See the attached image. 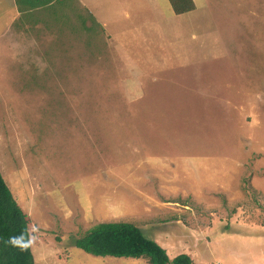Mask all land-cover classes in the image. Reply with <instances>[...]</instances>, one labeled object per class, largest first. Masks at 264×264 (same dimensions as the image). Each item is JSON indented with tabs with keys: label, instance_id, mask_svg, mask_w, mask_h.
<instances>
[{
	"label": "rangeland",
	"instance_id": "obj_1",
	"mask_svg": "<svg viewBox=\"0 0 264 264\" xmlns=\"http://www.w3.org/2000/svg\"><path fill=\"white\" fill-rule=\"evenodd\" d=\"M191 1L0 0V173L33 264H148L74 247L103 222L264 264V0Z\"/></svg>",
	"mask_w": 264,
	"mask_h": 264
},
{
	"label": "trees",
	"instance_id": "obj_2",
	"mask_svg": "<svg viewBox=\"0 0 264 264\" xmlns=\"http://www.w3.org/2000/svg\"><path fill=\"white\" fill-rule=\"evenodd\" d=\"M51 0H34L30 8L47 5ZM172 11L181 15L191 11V0H169ZM25 10H21V13ZM30 218L19 207L0 173V264H33L30 244L13 246L9 237L23 233L28 241ZM74 247L95 257L144 259L148 264H191L184 254L169 260L166 251L155 241L146 238L138 226L126 222L98 223L75 239Z\"/></svg>",
	"mask_w": 264,
	"mask_h": 264
},
{
	"label": "crops",
	"instance_id": "obj_3",
	"mask_svg": "<svg viewBox=\"0 0 264 264\" xmlns=\"http://www.w3.org/2000/svg\"><path fill=\"white\" fill-rule=\"evenodd\" d=\"M74 1L78 6H76L73 3V7H77L78 10H80L81 4L79 0H74ZM10 3H11L10 10L14 11V17H13V20H14L16 17L23 14L21 13V10H25L23 12H25V14H29L33 10H45L47 8L53 9V7H55V5L58 3V0H51L50 3H48L47 5L36 7V8H30L32 3H34V0H10ZM90 4L92 5V1H90Z\"/></svg>",
	"mask_w": 264,
	"mask_h": 264
},
{
	"label": "clouds",
	"instance_id": "obj_4",
	"mask_svg": "<svg viewBox=\"0 0 264 264\" xmlns=\"http://www.w3.org/2000/svg\"><path fill=\"white\" fill-rule=\"evenodd\" d=\"M20 242L23 243V246L21 247V250H24V248L27 247L30 244L31 238H29L28 241H23V233H22L21 236L9 237V239H8V243L12 244L13 246H19Z\"/></svg>",
	"mask_w": 264,
	"mask_h": 264
}]
</instances>
